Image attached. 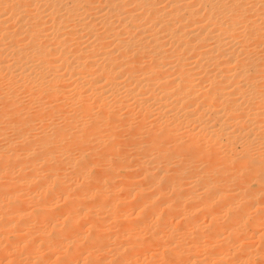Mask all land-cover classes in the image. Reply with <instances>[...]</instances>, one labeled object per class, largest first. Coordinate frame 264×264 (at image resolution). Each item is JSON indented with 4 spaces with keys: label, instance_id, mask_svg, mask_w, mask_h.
I'll return each instance as SVG.
<instances>
[{
    "label": "bare ground",
    "instance_id": "obj_1",
    "mask_svg": "<svg viewBox=\"0 0 264 264\" xmlns=\"http://www.w3.org/2000/svg\"><path fill=\"white\" fill-rule=\"evenodd\" d=\"M260 152L264 0H0V264H264Z\"/></svg>",
    "mask_w": 264,
    "mask_h": 264
},
{
    "label": "rangeland",
    "instance_id": "obj_2",
    "mask_svg": "<svg viewBox=\"0 0 264 264\" xmlns=\"http://www.w3.org/2000/svg\"><path fill=\"white\" fill-rule=\"evenodd\" d=\"M260 153H261V152H260ZM260 153H259V154H260ZM261 154H263V157H264V153L262 152ZM261 154L259 155V156H260V159L262 158ZM257 160H259V159L257 158ZM263 166H264V165H262V166H261V170H259V172H260V171L263 172L262 174H261V172L258 173V171H257V172H254V173H257V174H254V176H253V179H254V180H253V182H252V185L255 183V184L253 185V188H255V190H253V191H255V192L257 193V197H254V199L256 198V200H257V201L255 200V201L258 203L257 205H256V202H255L254 204H252L253 201H254V199H251V198H250V195H251V194H250V193H251L250 189H247V190L245 191L246 194L243 196V194L245 193L244 190H243L244 187L242 186L243 188H242V187L240 188V191L242 190V191L240 192V191L238 190V184H236V187H234L235 184L233 185L232 182H231V184H232L231 186H233V188H234L233 191H234V192H233L232 190H231V191H232V193H235L236 195L239 196V197H237V199L240 198V194L242 193V196H241V198H240V199L242 200V202H243V201H245V202L247 201V203H248V200H249L248 205L252 204V207L254 206L253 208H255V205H256V206H260V205H259L260 203L264 205V199H262V198H264V197H259L261 193H259V196H258V192H259V191H257V189H258V190H262V191H260V192H262L261 196H262V195L264 196V177H263V176H264V175H263V174H264V170H263L264 167H263ZM253 168H254V167H253ZM256 175H257V177L254 178ZM194 179H195V178H194ZM257 179H258L259 181H258ZM183 180H184V179H183ZM191 180H192V178H191ZM256 180H257V181H256ZM181 181H182V180H181ZM241 183L243 184V182H241ZM254 186H255V187H254ZM231 189H232V187H231ZM244 189H246V187H245ZM235 190H236V191H235ZM238 191H239V192H238ZM253 191H252V192H253ZM195 192H198V189H196ZM255 192H254V193H255ZM238 193H240V194H238ZM248 194H250V195L247 196ZM252 194H253V193H252ZM251 196H252V195H251ZM242 197H244V198L242 199ZM246 198H248V199L246 200ZM249 198H250V199H249ZM259 198H260V200L262 199V200H261L262 202H260V203H259V201H258ZM241 200H240L239 202H237L236 206H237V205L240 206V204L242 203ZM251 200H253L252 203H251ZM245 202H244V203H245ZM245 205H246V204H244V205L242 204L241 207H244ZM263 205L260 206V207H262L261 209H263V207H264ZM260 207L255 208V209H256V212H255V211H254V212H253V211L251 212V214H253V216H255V217H251V218H249L247 221H246V220L238 221V223H236L237 226H238V228H237V226H235L236 224H235L234 226L231 225V227L228 226L230 229H232V231H234V230L237 231L238 229H239V230H241V229H243V230L247 229V231L245 230L246 232L243 231V230H242L241 232H240L239 230L237 231V232H240V234H241V233H246V236H244L245 234H244V235L241 234V236L237 237V240H236V241L238 242V244H236L237 242L234 240V237H233L232 239H233L235 242H233V240H232L231 243H230V242H229V241H230L229 239H231V237H229V235L227 236V239L229 240V241H228L229 244H230V245H231V244L233 245V248L230 246L228 251H234V250H233L234 247H235V250H236L237 246L240 245L239 242H240L242 239H244L245 242L248 241V240H250L251 243L254 244V245H252L251 243L249 244L250 241H248V242H246V243H245L244 241H242V242H244L245 244H247V246H246L245 244L242 243V244H243V247H245V250H247V249L250 250V249H251L250 251H253V250L255 249V250H257V251L260 252V253H264V246H263L264 243L261 244V241H262V242L264 241V238H263V237H264V235H263V234H264V224L262 225V223H264V220H263V219H264V218H263V216H264V213H263V212H264V211H263V210L261 211ZM258 208H259L260 210H259ZM255 209H254V210H255ZM180 210H181V208L179 209V211H180ZM258 210H259V211H258ZM179 211H178V212H179ZM185 211H186L185 209H184V210L182 209V212H183V213H185ZM257 211H258L259 213H261V214H259ZM182 212L180 211V213L178 214V216H179V217H178L179 220H180L182 217H184L183 215H181ZM256 213H258L259 216H261V215L263 214V216L261 217V219H262L263 221L261 220L262 223L259 224V226H257L258 228H257V227L252 228V227L256 226V224L253 225V223H254L253 220H254V218L256 219V215H257ZM251 214H250V216H251ZM258 215H257V216H258ZM223 217H224V216L219 215V216L216 218V220L219 222L220 225H222L221 222L224 223V221L226 220V218H225V217L223 218ZM176 219H177V218H176ZM179 220L177 219V220H175V221H179ZM208 220H209V219H206L205 223H207ZM219 220H222V221H219ZM217 221H216V222H217ZM245 221H246V222H245ZM252 221H253V223H252ZM259 221H260V220H259ZM261 221H260V222H261ZM218 222H217V223H218ZM225 222H226V221H225ZM227 222H228V221H227ZM227 222H226L225 224H228ZM244 222H245V223H244ZM205 223H204V224H205ZM204 224H203V225H204ZM229 224H230V223H229ZM229 224H228V225H229ZM180 225H181V224H180ZM184 225H185V224H184ZM184 225H183V223H182V226H180L179 228L181 229V227H183ZM244 225H245V226H244ZM261 225H262V227H261ZM243 226H244L245 228H243ZM222 227H223V225H222ZM228 227L226 226V228H228ZM232 227H235V228L233 229ZM180 229H178L179 232H178V230H177V233L180 234L179 236H177V237H179V238H180V236H181V231H182V230L180 231ZM182 229H183V228H182ZM224 229H225V228H224ZM253 229H255V230H253ZM256 229H257V230H256ZM185 230H187V229H186V226H184V230L182 231V233H183ZM226 230L228 231L229 229H226ZM226 230H225V232L222 231L223 236H224V233H226V234L228 233ZM250 231H251V233H253V234H252V237L249 236V235H251V234H249ZM247 232H248V233H247ZM255 232H256L257 234H255ZM220 233H221V232H220ZM220 233H219V234H220ZM234 233H235V231H234ZM258 234H259V235H258ZM260 234H261V235H260ZM217 235H218V234H217ZM238 235H239V234H237V236H238ZM247 235H248L249 237H247ZM183 236L186 237L185 235H183ZM189 236H190V235H189ZM218 236H219V235H218ZM218 236H216V239H218L219 241H217L216 243H220L221 240H223V239H225V240L227 241V239H226V238H223V236H222V238H221V234H220V238H221V239H219ZM230 236H236V234H235V235H232V234H231ZM262 236H263V237H262ZM190 237H191V236H190ZM225 237H226V235H225ZM181 238H182V236H181ZM181 238H180V239H181ZM192 238H193V236H192ZM241 238H242V239H241ZM250 238H251V239H250ZM206 239H207L206 241L209 242V239H210V238H206ZM213 240H214V239H213ZM214 241H215V240H214ZM226 241H225V243H226ZM208 242H204V243L206 244L205 249L210 248V247H209V246H210V243H209V245H208ZM228 242L225 244L224 241H223V243H224L225 245H227ZM232 242H233V243H232ZM221 243H222V242H221ZM221 243H220V244H221ZM220 244H218V245H220ZM229 244H228V245H229ZM234 244H235V246H234ZM242 244H241V245H242ZM228 245H227V246H228ZM251 245H252V246H251ZM221 246H223V245H221ZM259 246H260V247H259ZM262 246H263V247H262ZM206 247H207V248H206ZM239 247H240V246H239ZM239 247H238V248H239ZM246 247H247V248H246ZM261 247H262V249H261ZM238 248H237V249H238ZM253 248H254V249H253ZM211 249H212V248H210L209 251H210ZM207 250H208V249H207ZM259 250H260V251H259ZM262 250H263V251H262ZM257 251H255V252H257Z\"/></svg>",
    "mask_w": 264,
    "mask_h": 264
}]
</instances>
